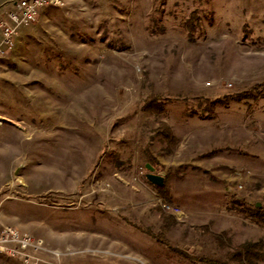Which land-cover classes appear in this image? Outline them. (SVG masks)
I'll return each mask as SVG.
<instances>
[{
	"label": "rangeland",
	"instance_id": "374dc122",
	"mask_svg": "<svg viewBox=\"0 0 264 264\" xmlns=\"http://www.w3.org/2000/svg\"><path fill=\"white\" fill-rule=\"evenodd\" d=\"M12 2L0 0L1 16ZM194 5L215 14L191 38L177 20L148 29L157 7ZM263 82L264 0L39 9L0 56V223L56 250L39 254L51 264H213L247 241L257 243L250 264H264V99L235 98ZM150 83L169 99L172 154L140 111ZM209 101L213 117L200 118ZM153 157L157 174L173 175L171 201L146 178ZM160 208L177 219L166 232Z\"/></svg>",
	"mask_w": 264,
	"mask_h": 264
},
{
	"label": "trees",
	"instance_id": "16d2710c",
	"mask_svg": "<svg viewBox=\"0 0 264 264\" xmlns=\"http://www.w3.org/2000/svg\"><path fill=\"white\" fill-rule=\"evenodd\" d=\"M166 0H162L163 3H165ZM187 2H183V5H185ZM195 3V2H194ZM197 3V1H196ZM189 7V6H188ZM183 10V9H182ZM180 10L179 14L175 10H169L167 13H165L164 6L157 7L154 12L150 14L149 17V24L148 29L152 32H158L159 28H164L165 20L170 19L173 21L172 25L174 26V23L179 21L180 26H182L183 31L187 32L188 36L190 38L193 36L194 30L197 29V26H199L200 19H205L208 23H211L213 21V16L215 14L214 10L211 9H202L201 6L194 5L191 9L189 7V12L185 13V11ZM201 13V15L199 14ZM177 20V21H176ZM245 25V23L243 24ZM246 28V25H245ZM114 34L117 35L118 32H113L111 38L109 39V42H111V47L118 48L119 50H122V45L125 44L123 42H120L118 40V43L113 42ZM108 41V39L106 40ZM128 46V45H127ZM149 93L142 99V104L140 107V111L145 116H153L157 122V126L154 128L152 138L157 139L159 143L164 145L163 150L168 153L172 154L175 151L176 146L179 143L178 137L175 135L173 128L171 125L164 120V116L168 113L167 110V103L168 98L164 97L161 93L157 92L154 88V85L152 83L149 84ZM254 91H243L242 93L236 94V99L241 100L248 98L250 95L253 100V102L257 101V99L260 97V99H264V82L261 83V85H256L253 89ZM171 104V103H170ZM215 106V103L213 101H209L207 104V114H201V117H213V108ZM192 110V109H191ZM157 160L153 157L150 159V164L156 168ZM173 175L168 173L164 177V184L163 186H156L158 193L165 201H171L173 198ZM256 216L261 219L262 222H264V205L262 203V206L260 208L256 209ZM160 216H161V229L163 232L168 231L172 225L177 223V219L174 215L168 214L164 209L160 208ZM200 229L203 230L205 233L211 234L213 237L217 238L221 243H225L228 241V237L225 232L216 233L209 229L208 225L202 226ZM159 233L160 235H155L151 232L150 235H152L155 238H160L164 236V233ZM257 245V243L252 241H247L239 246L235 247L233 250H230L227 252L228 260L234 261L238 264H250L252 258L256 257L257 251L254 250V246ZM228 260H222V259H216L213 261V264H229ZM211 262V261H210Z\"/></svg>",
	"mask_w": 264,
	"mask_h": 264
},
{
	"label": "built area",
	"instance_id": "2783aa9c",
	"mask_svg": "<svg viewBox=\"0 0 264 264\" xmlns=\"http://www.w3.org/2000/svg\"><path fill=\"white\" fill-rule=\"evenodd\" d=\"M64 0H17L7 13V19L0 16V56L15 45V36L20 27L32 25L39 9L47 6H62ZM56 250L47 248L41 238H33L16 227L0 224V259L16 258L23 264H51L39 254Z\"/></svg>",
	"mask_w": 264,
	"mask_h": 264
},
{
	"label": "water",
	"instance_id": "95a60500",
	"mask_svg": "<svg viewBox=\"0 0 264 264\" xmlns=\"http://www.w3.org/2000/svg\"><path fill=\"white\" fill-rule=\"evenodd\" d=\"M145 168L148 169V173L146 174L147 180L156 186H163L164 184L163 175L157 174L155 172V168L150 163H146Z\"/></svg>",
	"mask_w": 264,
	"mask_h": 264
},
{
	"label": "crops",
	"instance_id": "0c3cea01",
	"mask_svg": "<svg viewBox=\"0 0 264 264\" xmlns=\"http://www.w3.org/2000/svg\"><path fill=\"white\" fill-rule=\"evenodd\" d=\"M17 2V0H13V2H12V4H11V7L12 6H14V4ZM9 6V5H8ZM10 7V8H11ZM10 8L8 9V11L10 10ZM3 13V12H2ZM2 14H1V11H0V16H1ZM6 16V17H5ZM5 16H4V18H8L7 17V15H6V13H5ZM3 17V16H2ZM1 224V223H0ZM8 226H10V225H8ZM9 261H6L4 258H2V259H0V264H10V263H8Z\"/></svg>",
	"mask_w": 264,
	"mask_h": 264
}]
</instances>
